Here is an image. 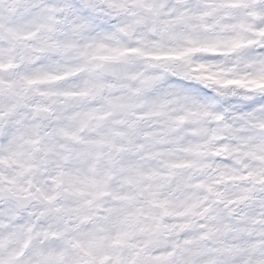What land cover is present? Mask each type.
I'll list each match as a JSON object with an SVG mask.
<instances>
[{"label":"clouds","instance_id":"1","mask_svg":"<svg viewBox=\"0 0 264 264\" xmlns=\"http://www.w3.org/2000/svg\"><path fill=\"white\" fill-rule=\"evenodd\" d=\"M0 264H264V0H0Z\"/></svg>","mask_w":264,"mask_h":264}]
</instances>
